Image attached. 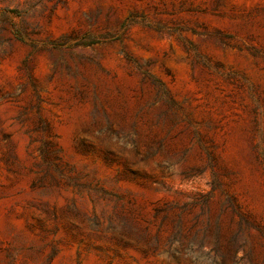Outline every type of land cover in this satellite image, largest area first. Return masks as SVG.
Wrapping results in <instances>:
<instances>
[{"label":"rangeland","instance_id":"1","mask_svg":"<svg viewBox=\"0 0 264 264\" xmlns=\"http://www.w3.org/2000/svg\"><path fill=\"white\" fill-rule=\"evenodd\" d=\"M0 264H264V0H0Z\"/></svg>","mask_w":264,"mask_h":264}]
</instances>
